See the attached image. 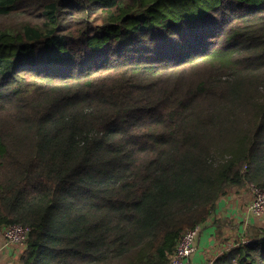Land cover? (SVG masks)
Returning a JSON list of instances; mask_svg holds the SVG:
<instances>
[{
  "label": "trees",
  "instance_id": "trees-1",
  "mask_svg": "<svg viewBox=\"0 0 264 264\" xmlns=\"http://www.w3.org/2000/svg\"><path fill=\"white\" fill-rule=\"evenodd\" d=\"M0 19L17 264H168L221 197L264 188V0H0ZM219 262L264 264V236Z\"/></svg>",
  "mask_w": 264,
  "mask_h": 264
},
{
  "label": "crops",
  "instance_id": "crops-1",
  "mask_svg": "<svg viewBox=\"0 0 264 264\" xmlns=\"http://www.w3.org/2000/svg\"><path fill=\"white\" fill-rule=\"evenodd\" d=\"M251 202L252 197L247 189H234L221 197L212 216L201 225L195 252L186 264H204L208 260L216 264L239 244L263 237L264 215L254 217L249 212ZM21 252L0 236V264H16Z\"/></svg>",
  "mask_w": 264,
  "mask_h": 264
},
{
  "label": "built area",
  "instance_id": "built-area-1",
  "mask_svg": "<svg viewBox=\"0 0 264 264\" xmlns=\"http://www.w3.org/2000/svg\"><path fill=\"white\" fill-rule=\"evenodd\" d=\"M249 194L252 197L249 212L254 217H262L264 215V188L250 186ZM200 227L201 225H197L180 236L172 255L169 257L168 264H186V261L195 252V242L200 232ZM30 233L31 229L29 227L12 224L4 227L2 237L8 245L15 247L21 252L26 248V241ZM204 264H214V261L208 260Z\"/></svg>",
  "mask_w": 264,
  "mask_h": 264
},
{
  "label": "rangeland",
  "instance_id": "rangeland-1",
  "mask_svg": "<svg viewBox=\"0 0 264 264\" xmlns=\"http://www.w3.org/2000/svg\"><path fill=\"white\" fill-rule=\"evenodd\" d=\"M0 21H2V19H0ZM0 236L2 237V233L0 234ZM3 238V237H2ZM4 240V239H3ZM22 253V252H21ZM20 253V254H21ZM20 254L18 255V256H20ZM17 260V262H16V264L18 263V258L16 259Z\"/></svg>",
  "mask_w": 264,
  "mask_h": 264
}]
</instances>
